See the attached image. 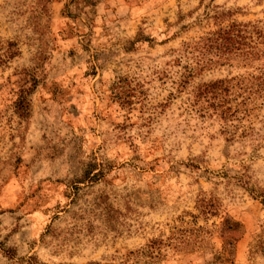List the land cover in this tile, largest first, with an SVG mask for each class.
I'll list each match as a JSON object with an SVG mask.
<instances>
[{
	"label": "rangeland",
	"instance_id": "rangeland-1",
	"mask_svg": "<svg viewBox=\"0 0 264 264\" xmlns=\"http://www.w3.org/2000/svg\"><path fill=\"white\" fill-rule=\"evenodd\" d=\"M0 264H264V0H0Z\"/></svg>",
	"mask_w": 264,
	"mask_h": 264
},
{
	"label": "trees",
	"instance_id": "trees-1",
	"mask_svg": "<svg viewBox=\"0 0 264 264\" xmlns=\"http://www.w3.org/2000/svg\"><path fill=\"white\" fill-rule=\"evenodd\" d=\"M247 23H230L226 29H219L214 37H208L206 38V41H208L209 45H215L219 46V50L221 53H235L237 50L240 49V47H237L239 44V34L241 33V28L240 27H246ZM220 42H217V41ZM244 53L243 60L244 62H250L253 59L254 55H258L255 53V50L252 49L251 46L248 47ZM210 62V61H209ZM260 78V76H256L255 79ZM254 78V77H253ZM225 82L224 79H215L213 81H209L206 83H202L199 86V91L198 93L202 94H208V93H214L216 90L221 89L223 86V83ZM227 111H229V108L226 109L224 108L223 110H220V114L224 115ZM95 169V163H92L89 165V167L85 170L86 175L91 173ZM97 174H91V177H95Z\"/></svg>",
	"mask_w": 264,
	"mask_h": 264
}]
</instances>
